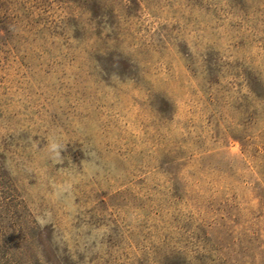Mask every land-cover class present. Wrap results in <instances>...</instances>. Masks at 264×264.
Here are the masks:
<instances>
[{
    "label": "rangeland",
    "instance_id": "1",
    "mask_svg": "<svg viewBox=\"0 0 264 264\" xmlns=\"http://www.w3.org/2000/svg\"><path fill=\"white\" fill-rule=\"evenodd\" d=\"M0 264H264V0H0Z\"/></svg>",
    "mask_w": 264,
    "mask_h": 264
},
{
    "label": "clouds",
    "instance_id": "2",
    "mask_svg": "<svg viewBox=\"0 0 264 264\" xmlns=\"http://www.w3.org/2000/svg\"><path fill=\"white\" fill-rule=\"evenodd\" d=\"M41 223H43V221H41Z\"/></svg>",
    "mask_w": 264,
    "mask_h": 264
}]
</instances>
